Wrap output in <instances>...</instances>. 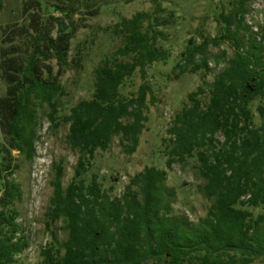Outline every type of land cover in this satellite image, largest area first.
Returning a JSON list of instances; mask_svg holds the SVG:
<instances>
[{"label": "trees", "instance_id": "16d2710c", "mask_svg": "<svg viewBox=\"0 0 264 264\" xmlns=\"http://www.w3.org/2000/svg\"><path fill=\"white\" fill-rule=\"evenodd\" d=\"M20 1L27 23L10 30L0 47L5 87L0 95V264H17L16 256L29 246L18 224L20 191L13 177L17 155L27 161L35 155L38 110L45 107L52 121L69 125L67 139L79 160L66 189L64 169L56 167L47 228L63 223L68 238L62 242L51 231L43 264H253L264 258V213L250 210L264 212V107H257L260 125L252 109L264 100V47L250 29L245 41L235 16L222 14L219 35L201 43L190 38L176 65L180 73L208 74L210 47L231 43L234 48L211 84L208 102L199 98L203 89L191 93L164 140L167 167L195 161L206 182L203 192L213 201L209 217L186 228L170 218L176 191L166 185L165 170L146 167L115 198L98 175L89 173L97 151H106L114 136H121L128 154L137 150L151 91L148 66L171 56L158 46L167 40L159 28L172 18L162 0H151V13H137L106 30L121 46L96 68L92 98L68 114L59 101L61 79L72 65V42L85 18L98 15L106 0ZM137 70L144 82L137 95L126 96L123 88Z\"/></svg>", "mask_w": 264, "mask_h": 264}, {"label": "rangeland", "instance_id": "374dc122", "mask_svg": "<svg viewBox=\"0 0 264 264\" xmlns=\"http://www.w3.org/2000/svg\"><path fill=\"white\" fill-rule=\"evenodd\" d=\"M162 7L172 18L169 26L159 28L167 40H159L158 46L168 49L171 56L167 62L148 66L146 81L151 91L147 96L144 130L139 137L137 150L132 155L128 154L120 144L121 136H114L106 151H97L89 173L98 175L103 188L115 198L123 196L131 179L146 167L165 170L166 185L176 191L170 218L186 228H194L209 217L213 201L203 192L206 182L200 176L195 161L176 163L170 169L167 167L164 140L169 138L168 130L174 125L177 115L189 104L188 96L191 93L203 89L199 98L203 104L208 102L211 84L233 56L234 48L231 43L210 47L208 56L212 71L208 74L204 71L180 73L176 65L190 38L195 37L201 43L202 38L213 39L219 35L217 18L222 14L235 16L245 41H248L245 36L248 28L264 47V0H245L243 3L240 0H162ZM152 11L151 0H136L132 3L126 0H106L98 15L85 18V28L79 31L72 42V65L61 79L64 93L59 101V109L67 110L68 114L70 108L92 98L96 68L106 56L121 46L120 40L106 30L124 18L131 19L137 13ZM25 23L27 19L22 13L20 0H0V47L5 46V37L10 30ZM79 58L81 61L77 62ZM51 64L57 72L56 62L52 61ZM143 82L137 70L126 81L123 94L129 97L137 95ZM4 93L5 87L0 81V95ZM259 105L264 107V100L255 102L252 107L257 125L261 123L257 111ZM123 122L128 123L130 119ZM68 133L69 125L62 120L52 121L51 110L45 107L38 110L33 159L27 161L16 154L18 169L13 178L20 191L16 203L18 224L29 244L28 248L16 256L17 264H43L42 251L52 240L51 231L56 232L62 242L68 238L63 223L49 230L46 218L54 192L56 167L62 166L64 169L62 182L66 189L74 178L79 160L78 151L73 150L68 142ZM250 210L254 214L264 213L261 210ZM261 233L264 235V224ZM147 264L156 262L150 260ZM253 264H264V258Z\"/></svg>", "mask_w": 264, "mask_h": 264}]
</instances>
